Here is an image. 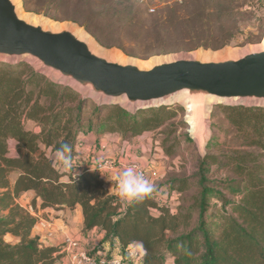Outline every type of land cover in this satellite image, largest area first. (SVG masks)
I'll return each mask as SVG.
<instances>
[{"label": "trees", "instance_id": "1", "mask_svg": "<svg viewBox=\"0 0 264 264\" xmlns=\"http://www.w3.org/2000/svg\"><path fill=\"white\" fill-rule=\"evenodd\" d=\"M23 6L27 9L25 0ZM88 102L26 62H0V264H60L59 248L43 246L32 235L36 213L76 205L81 207L82 230L103 232L110 255L115 243L120 250L139 243L141 264H264V107L219 106L240 145L205 152L192 183L173 180L168 192L180 196L177 204L161 203L152 193L127 205L87 166L75 179L57 168L54 149L70 144L74 161L80 155L75 149L80 136L135 140L147 132L163 134L164 146L175 132L171 121L183 107L162 105L132 113L117 104H93L85 116ZM218 171L225 176H213ZM192 186L193 193L186 194ZM27 191L34 193L30 209L18 202Z\"/></svg>", "mask_w": 264, "mask_h": 264}, {"label": "water", "instance_id": "2", "mask_svg": "<svg viewBox=\"0 0 264 264\" xmlns=\"http://www.w3.org/2000/svg\"><path fill=\"white\" fill-rule=\"evenodd\" d=\"M0 61L28 62L52 81L98 104L129 112L181 101L189 136L208 138L211 104L264 107V41L242 50L175 53L143 63L96 45L69 22L24 13L19 0H0Z\"/></svg>", "mask_w": 264, "mask_h": 264}, {"label": "rangeland", "instance_id": "3", "mask_svg": "<svg viewBox=\"0 0 264 264\" xmlns=\"http://www.w3.org/2000/svg\"><path fill=\"white\" fill-rule=\"evenodd\" d=\"M19 1L24 13L52 23L69 22L89 35L101 49L114 50L123 57L143 63L152 57L181 52L221 54L264 41V0H25L27 9L23 0ZM80 95L89 100L84 109L85 116H90L93 104L109 105ZM170 105L183 107V112L171 121L175 132L167 143L161 145L163 134L147 132L146 136L143 134L138 138L137 144L144 149V153L140 152L145 155L143 161L153 158L156 162V176L147 178L155 185L153 193L175 205L180 196L173 192L169 194L170 188L175 186L173 180L188 178L192 183L197 161L205 152L209 149L216 152L218 148L224 151L236 149L240 141L223 120L219 110L223 104H211L208 138L204 142L189 136L183 103L176 101ZM32 127L31 123L27 124V128ZM167 149L172 153L168 154ZM213 176L224 177L225 172L218 171ZM193 189L194 186L186 194L193 193ZM25 208H29L28 205ZM12 239L5 236V240ZM99 244L96 252L101 250L110 254L111 245L103 239ZM92 247L87 246L88 249Z\"/></svg>", "mask_w": 264, "mask_h": 264}, {"label": "built area", "instance_id": "4", "mask_svg": "<svg viewBox=\"0 0 264 264\" xmlns=\"http://www.w3.org/2000/svg\"><path fill=\"white\" fill-rule=\"evenodd\" d=\"M85 136L86 135L80 136L77 139L75 149L80 152V155L77 158L79 161H72L71 172L56 164L57 168L70 174L71 177L75 176V171L79 173L84 166H87L89 169H96L91 171H94L99 175L103 181L104 187L109 193L116 195V176L125 168L134 167L146 179L150 177L154 178L156 176V162L153 158H148V161H143L145 155H141L140 152L144 153V150H141L137 144L138 138L132 142L118 138L121 153L118 156L113 157L109 154V150L111 145L116 143L117 139L108 140L110 137L95 139L92 137L91 149L87 152V156L83 158L81 156L82 149L87 145V142H85L87 138H85ZM134 147H137L139 152L134 153L135 156L133 155V158L130 159L128 158L130 155H128V152L130 150V153H132ZM157 200L161 203L171 204L166 198L163 200L160 196ZM36 225L40 230L45 232L48 238H51L54 235L53 225L50 220L39 218ZM99 245V243H96L91 249H88L83 246L80 239L71 235H65L61 247L59 248V253L63 257L60 264H141L143 250L140 247H136L134 244L111 255L101 250L96 252V248L98 249Z\"/></svg>", "mask_w": 264, "mask_h": 264}, {"label": "crops", "instance_id": "5", "mask_svg": "<svg viewBox=\"0 0 264 264\" xmlns=\"http://www.w3.org/2000/svg\"><path fill=\"white\" fill-rule=\"evenodd\" d=\"M146 136V134H144ZM93 136L91 134H86L85 138L87 142L85 147L82 149L81 156L85 158L87 156V152L91 149V139ZM110 137L109 139H117L115 144H112L109 150V154L113 157L118 156L121 153V147L118 143V137H113L112 135L105 134L101 138ZM113 137V138H112ZM89 142V143H88ZM138 147V146H137ZM140 147V146H139ZM141 150H144L143 147L140 148ZM136 151V152H135ZM138 152V148L136 150V147H134V151L130 153V150L128 152V158H133L134 153ZM53 155V154H52ZM34 193L32 191H27L23 193L20 198L18 199V202L20 205L27 207L28 201L33 197ZM36 216L41 218V216H45L48 219L51 220L53 229H54V235L51 238H48L44 231L40 230L38 226L35 224L32 229V235L37 236L39 238L40 243L43 246L49 247L53 246L56 248L61 247V243L63 241V237L65 235H71L81 240L84 247L87 248L89 245H96V243H99L101 239H104V233H99L97 229H93L90 231H83L82 230V213H81V207L79 205H76L73 209H63L60 211H54L52 209H44L39 210L36 213ZM136 247H140L141 245L139 243H134ZM115 243V246L113 248V254H116L120 248ZM63 257H60V261L62 262ZM59 261V262H60Z\"/></svg>", "mask_w": 264, "mask_h": 264}, {"label": "clouds", "instance_id": "6", "mask_svg": "<svg viewBox=\"0 0 264 264\" xmlns=\"http://www.w3.org/2000/svg\"><path fill=\"white\" fill-rule=\"evenodd\" d=\"M72 151V146L63 142L53 151V159L56 164L69 172L72 171ZM78 175L79 173L75 171L74 179ZM115 182L117 186L116 195L127 205L142 202L156 190L155 185L134 167H128L119 172Z\"/></svg>", "mask_w": 264, "mask_h": 264}]
</instances>
